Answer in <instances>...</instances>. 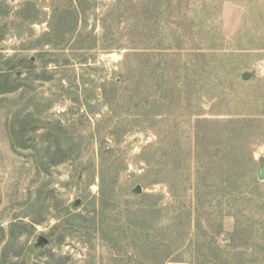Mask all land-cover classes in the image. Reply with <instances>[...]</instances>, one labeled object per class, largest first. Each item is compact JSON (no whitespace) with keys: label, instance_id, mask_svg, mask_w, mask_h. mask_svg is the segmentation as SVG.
Wrapping results in <instances>:
<instances>
[{"label":"rangeland","instance_id":"1","mask_svg":"<svg viewBox=\"0 0 264 264\" xmlns=\"http://www.w3.org/2000/svg\"><path fill=\"white\" fill-rule=\"evenodd\" d=\"M76 6L77 18L67 13L57 31L54 8ZM156 30L164 42L185 44L186 77L160 78L161 92L145 110L138 107L142 98L123 91L113 113L103 95L109 83L127 76L125 87L150 85L146 58L133 52L152 45ZM8 60L21 63L15 76L31 77L26 90L0 95V264H155L148 253L110 242L104 226L80 225L82 216L101 211L102 170L116 175L120 190L140 186V194L160 195L172 210L184 205L191 215L182 225L194 237H213L220 262L264 264V208L254 198L264 193L257 178L259 167L264 171V122H244L264 121V0H0V67ZM243 72L251 77L242 80ZM129 104L137 105L135 116L122 115ZM27 113L65 126L77 156L37 175L29 151L12 150L6 127ZM238 120L239 132H224L226 122ZM223 170L236 175L229 185L245 193L238 206L218 204ZM63 213L73 216L64 237L53 230ZM30 220L41 223L11 241L10 224ZM236 220L254 228L250 237L235 230ZM39 235L49 240L44 247L35 246ZM193 247L162 264H191Z\"/></svg>","mask_w":264,"mask_h":264},{"label":"trees","instance_id":"2","mask_svg":"<svg viewBox=\"0 0 264 264\" xmlns=\"http://www.w3.org/2000/svg\"><path fill=\"white\" fill-rule=\"evenodd\" d=\"M67 13H69L71 17L77 16L79 7H71L67 11H59V9L54 8L52 11L53 19L56 20L55 27L57 31L59 30L62 32V27L65 25L63 20ZM159 14L160 12L155 11L154 18ZM185 35L190 37L191 34L185 30ZM150 36V38H152L150 42L152 45L149 44L143 48H134L135 51L133 52L134 56L146 58L145 60L147 63H145L144 67H146L149 79L148 83L150 85H145V89L143 90L141 89V84H137L133 88L125 87L123 83H125L124 78H126L127 81V76L124 77L122 81L109 83V89L104 90L103 95L105 101L112 105L110 110L113 113L117 111L115 106H117L123 91L132 94L130 99L133 97L142 98L141 100L139 99L142 104L138 107L145 110L144 106L146 107L150 104L149 100L155 99L157 92H161V89H159V87L162 86L159 80L160 78L170 77L172 74L179 79L183 78V75L184 78L186 77V66H184L183 69L180 62V58L183 55L186 56V46L185 44H181L183 43L182 40L178 41L175 39L172 42H164L161 38L165 35L163 36L162 33H159L157 30L155 33L150 34ZM157 37H159V39L155 41ZM180 39L182 38L180 37ZM19 65H21V63L8 60L3 67H0V95L11 94L22 89H27L29 78L31 77H29V75H31V73H28V76L23 79L15 76L13 70ZM154 87L158 88V91H156ZM153 102H151V104ZM135 107H137V105L129 104L125 111L122 112V115L135 116ZM14 118L12 117L6 124L11 148L14 151L18 149L29 151L37 175L42 173L49 174L52 167L73 160V158L77 156L78 153L76 152H78L79 147L76 143L65 139L66 128L62 126L60 122L47 126L44 125L40 119L34 118L31 113H27L23 117H21L20 114H15ZM239 122H242V120L226 122L223 125L224 132L228 134H233L232 131L239 132V128L237 127ZM244 122L257 123L256 125H260L264 121L247 119ZM40 130L44 132L36 136V133ZM219 177L221 178L219 180L220 188L218 189V193L220 194V198L218 199V204L221 205L223 201H225L227 207L230 204L235 206L241 204L245 199V193L241 190L238 191L237 188L233 189L234 186H230L231 182H235L234 179L236 175L228 170H223ZM116 179V175H111L110 177L107 171L102 170L100 174L98 197H96L100 202V206H102L101 211L93 213L91 216L86 215L81 217L80 225H82L84 229L89 230L92 228L93 230H97V226H100V228L104 226L102 232L110 236V242L116 244L119 242L122 244L125 243L127 248H131L138 253L141 252L144 257L147 255L146 253H148L149 257H146L149 258L151 262L154 261L155 264H162L164 259L168 257L179 258L181 252L184 251L182 249L186 246L189 248L191 245L194 246L193 249L196 253L191 264H226L219 261L220 257L213 247V237H209V239L206 240L199 238V236L194 237L190 234V226L182 225V221L186 220V218L188 220V217L191 215L190 210H184V205H179V209L172 210L171 206H163L160 204V195L153 193H135L128 188L125 191L118 189V179ZM204 196H206V194H204ZM129 197L134 199L135 203L131 202L133 209L128 207V205L131 206ZM254 198L256 199L255 204L257 206L261 205V209H263L264 193H259ZM120 199H123V209L116 214H110L111 211L116 210V208L121 205V203H118ZM237 213L235 215H238ZM72 217L73 216L69 213H63L61 217L62 223L54 227L53 230H60L63 232L62 236L64 237L65 232L72 228L70 225ZM74 218H76V215ZM163 220H170V224L163 228L161 226L162 224H160ZM120 222H122V224ZM236 222L235 230L242 229V231L246 232L244 235L247 237H250L251 233L255 231L253 227L247 230L240 221L236 220ZM39 223H41V220H30L29 222L23 223L12 222L9 228L11 235L10 240L17 239L18 231L22 230L28 233L30 228ZM249 226L253 225L249 224ZM119 232L124 233L126 238L120 237ZM165 247L168 248L169 252L165 253ZM28 249L30 252L34 250L32 246H29ZM14 256L18 255L15 253ZM128 260L133 262L131 258H128ZM142 263L143 262H138L136 264Z\"/></svg>","mask_w":264,"mask_h":264},{"label":"water","instance_id":"3","mask_svg":"<svg viewBox=\"0 0 264 264\" xmlns=\"http://www.w3.org/2000/svg\"><path fill=\"white\" fill-rule=\"evenodd\" d=\"M108 58L111 61H117L118 60V54L116 52H111L108 54ZM251 77V73L250 72H243L241 74V79L242 80H248ZM257 178L259 180H263L264 179V171L262 170L261 167H259L258 171H257ZM135 193H140L141 192V188L140 186H136L134 189ZM80 205V199H76L75 201L72 202V207L73 208H77ZM48 244V239L44 236V235H39L37 238V241L35 243L36 247H44L45 245Z\"/></svg>","mask_w":264,"mask_h":264}]
</instances>
